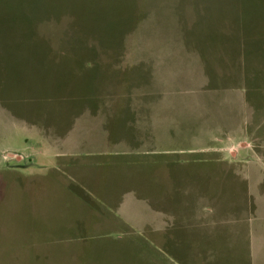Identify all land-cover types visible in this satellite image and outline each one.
<instances>
[{
  "label": "rangeland",
  "instance_id": "374dc122",
  "mask_svg": "<svg viewBox=\"0 0 264 264\" xmlns=\"http://www.w3.org/2000/svg\"><path fill=\"white\" fill-rule=\"evenodd\" d=\"M136 3L0 0V264H183L163 249L164 231H155L160 219H155L149 206L160 189L156 177L164 185L169 183L165 164L159 161L155 165V160H161L160 147L184 150L180 157L196 171L209 168L212 189L218 188L219 179L220 185L229 184L221 175L230 173L233 163H212L209 153L196 150L198 137L206 135L208 125L238 120L237 116L231 118L229 102L222 98L223 93L228 94L229 81H224L226 89L221 87L215 94L213 84L201 93L200 79L175 82L161 95L151 96L159 102L153 120L146 125L139 111L148 93L143 90L146 86L118 79L123 75L118 72L124 66L120 62L111 64L112 74H107L106 64H96L103 74H95L91 81L87 71L94 64L81 57L79 64H68L64 68L67 73L56 77L64 83L60 90H53L59 81H47L49 90L36 93L34 79L42 77L35 75L31 66L6 71L1 64L4 58L15 59L17 52L9 46L26 39L27 29H34L35 42L48 45L46 56L57 64L74 59L67 48L73 42L71 35L84 41L83 52L91 51L95 58L106 54L102 46L123 42L126 61L134 62V55L139 54L141 25L140 21L136 25L131 22L132 12H138ZM258 7L264 8V2L259 1ZM186 14L190 18L191 14ZM256 83L259 94L255 91L257 104L252 105L257 110L244 112L249 134L242 145L248 144L259 157L249 167L254 180L264 186V80ZM76 97L84 100L71 103ZM124 104L136 107V147L129 140V119L123 126L125 111L120 105ZM147 126L156 129L163 140L171 128L178 142L148 139ZM82 148L94 158L74 155ZM209 208L203 216H212L213 207ZM203 221L208 223L202 219L194 229L192 252L203 251L200 242L209 235L225 228L229 231L235 225L239 231L253 233L256 249H264V215L252 222L230 219L225 227L222 220L210 226ZM216 242L206 241V253L210 243L214 246ZM257 260L264 264V253Z\"/></svg>",
  "mask_w": 264,
  "mask_h": 264
},
{
  "label": "crops",
  "instance_id": "0c3cea01",
  "mask_svg": "<svg viewBox=\"0 0 264 264\" xmlns=\"http://www.w3.org/2000/svg\"><path fill=\"white\" fill-rule=\"evenodd\" d=\"M259 1L264 2L137 0L134 9L138 12H132L131 15V19L134 17L132 24L136 25L138 21L141 24L137 47L139 54L133 57L136 61H126L123 42L112 46L107 44L104 46L106 54H99L96 58L91 55V59H88L92 64H106L109 67L107 74L114 72L110 69L112 63L120 62L124 66L118 72L123 75L118 79L138 80L140 85L145 84L150 89V92L143 89L151 95L144 94L146 97L142 99L139 110L146 125L153 120L159 102H154L155 99L151 96L161 95V91L173 87L177 81L185 83L193 79L203 80L199 86L201 93L212 82V86L216 88L212 92L214 94L221 87L227 88L224 81L231 83L226 89L228 94L223 93L222 98L229 102L228 112L232 115L231 118L237 116L238 120L208 125L206 135L198 137L196 148L198 152L203 151V154L209 153L212 163H233L230 173L226 171L221 175L227 178L229 184L222 186L219 179L216 185L218 188L212 189V171L208 168L199 172L196 168L189 167V162L180 157L185 155L184 150L177 152L171 146L160 147L161 160H155V165L159 161L165 164L169 178V183L164 185L156 177V187L160 189L154 194V204L149 205L155 213V219H160L155 231H164L163 249L170 251L183 264H259L257 257L264 253L263 248L256 249L258 246L254 243L253 233L239 231L236 225L229 227L232 228L229 231L225 228L224 231L215 233V236L209 235L206 240L208 243L214 240L217 242L214 246V243H210L208 253L205 250L206 241H199V247L203 251L191 250L196 239L193 236L194 229L202 219H208V223L203 222L209 226L222 220L225 227L230 219H248L252 222L264 215V205L260 206V199L264 198V186L254 180L249 167L259 157L253 155L248 144L247 147L242 145L249 134L244 112L257 110L252 105L257 104L253 98L255 91L259 94L256 81L264 80V8L258 7ZM186 12L191 14L190 18ZM26 33L27 42L33 43L34 29L31 32L27 29ZM46 46L48 47L47 44ZM74 62L80 63L81 60ZM249 97H252L253 102H250ZM120 108L125 111L124 128L129 119L132 130L129 140L136 147L138 131L133 126L136 107L124 104ZM155 130L147 126L146 134L148 139L158 142L162 138ZM166 137L161 143L178 142L171 128L167 129ZM107 138L110 140L109 136ZM82 149L73 152L74 155H92L94 158V154H90L87 148ZM136 150L138 149L132 151ZM57 155L62 156L60 153ZM200 163L194 162L193 165ZM210 205L213 207L212 216H203ZM260 208L263 210L260 211Z\"/></svg>",
  "mask_w": 264,
  "mask_h": 264
},
{
  "label": "trees",
  "instance_id": "16d2710c",
  "mask_svg": "<svg viewBox=\"0 0 264 264\" xmlns=\"http://www.w3.org/2000/svg\"><path fill=\"white\" fill-rule=\"evenodd\" d=\"M67 1V0H66ZM39 6L35 7V10L38 9ZM73 35H71V37L69 39L73 40V42H71V44L69 46H67L68 48V52L72 53L74 55V59H72L71 57L67 58V59H63L62 64H57L55 63L50 57L46 56V44L42 43V41L40 43L38 42H27L26 39H28L27 37V33H26V39L25 38H21L20 40H16V44L15 45H11L9 46L10 48H13V51L17 52V55L15 56V59L12 60V58H4L1 60V64H4V67L6 69V71L12 70L13 68L16 70H24L26 69V67L28 68L29 66H31V69L33 70V73L35 75L41 76L42 78H35L34 80H37L35 83V91L34 93L40 91V90H44L47 91L49 90L50 85L47 84V81H51L55 82V81H59L57 84H55L53 90H60L64 83L62 82V79L56 78L59 74H64L67 73L66 71H64V68L67 67L68 64H76L77 62H74L78 59H80V57H87L86 59H91V55L92 52H83L82 48L84 47V41L80 40L78 37H72ZM101 48H105L104 46H102ZM106 52V50L104 51ZM82 53H85L83 55H80ZM30 56V57H27ZM74 60V61H73ZM13 62H16V66L14 65ZM79 64V63H78ZM97 65L94 64L93 67H91L89 69V71H87V74L89 76H92V80H94L95 74H99L100 73V67H96ZM69 69L71 68V66H68ZM109 67H106V70ZM30 69V68H29ZM68 69V70H69ZM62 70V71H61ZM102 74V73H101ZM52 76L51 79H47L46 76ZM101 78V76H99ZM61 78V77H60ZM130 81H138V80H132L129 79ZM212 84V82H211ZM48 87V88H47ZM38 99L41 98L40 95H38ZM44 97H46L44 95ZM83 97H76L75 99L71 100L70 102L73 104L79 103L81 102ZM12 111V110H11ZM12 114L17 115V113H14L12 111ZM19 117V116H18Z\"/></svg>",
  "mask_w": 264,
  "mask_h": 264
}]
</instances>
